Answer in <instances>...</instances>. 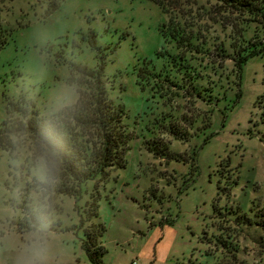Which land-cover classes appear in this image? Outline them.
<instances>
[{
	"label": "rangeland",
	"instance_id": "1",
	"mask_svg": "<svg viewBox=\"0 0 264 264\" xmlns=\"http://www.w3.org/2000/svg\"><path fill=\"white\" fill-rule=\"evenodd\" d=\"M181 1L185 10L179 12L186 17H205L202 12L214 4ZM222 17L218 11V22L202 21L210 25L212 52L194 59L199 72L208 74L200 84L212 87L210 120L196 122L181 141L165 130L159 133L154 113L170 111L174 118L186 110L191 117L206 106L189 96L163 108L158 98L148 102L137 84L143 59L161 46L164 15L157 3L0 0L6 41L0 48V127L8 115L7 99L21 94L41 113L74 103L72 64L95 68L103 60L108 95L123 105L122 122L130 135L123 165L82 181L75 196L40 184L32 161L45 150L27 135L12 134L11 146L0 145V264H12L14 256L4 247L6 234L22 240L28 229L20 225L24 205L50 214L51 264H92L80 244L85 227L98 233L101 225L103 264L133 259L135 264H264V51L248 56L237 73L232 56H219L222 43L227 55L232 48ZM88 28L99 49L90 46ZM159 136L180 158L147 149L146 141ZM13 137L22 139L14 143ZM40 190L46 199L37 203L34 194Z\"/></svg>",
	"mask_w": 264,
	"mask_h": 264
},
{
	"label": "trees",
	"instance_id": "2",
	"mask_svg": "<svg viewBox=\"0 0 264 264\" xmlns=\"http://www.w3.org/2000/svg\"><path fill=\"white\" fill-rule=\"evenodd\" d=\"M152 1L159 5L164 15L158 28L161 46L155 50L154 57L143 59L137 74V84L148 93V102L153 103L158 98L163 108L171 107L178 99L184 102L189 96L197 97L206 106L191 117H187L186 110L174 118L170 111L162 110L158 115L154 113L153 123H157L159 133L165 130L173 138L185 141L192 134L195 123L201 121L202 125L207 124L212 112V87L200 84L208 74L199 72L196 67L199 63L194 60L197 58L195 54L207 58L212 52L208 35L210 25L206 26L202 21L211 19L212 22H218V11L223 13L224 24L232 33V48L227 55L222 43L218 48L219 56H232L238 73L248 56L264 51V0H214L212 9L206 8L202 12L206 13L205 17H186L187 13L179 12L185 10L181 0ZM248 30H251L250 36ZM2 32L0 30V48L6 42ZM85 35L90 46L99 49L91 28ZM103 63L101 60L95 68L72 64L70 81L77 85L78 98L55 112L41 113L24 94L17 100L7 99L8 115L0 127V145L11 146L12 134H25L43 150L55 151L57 169L54 179L58 181L54 185L41 182L45 189L75 196L82 181L93 178L107 168L123 165L130 135L126 133L122 122L125 114L123 105L114 103L108 95ZM210 63H215V60ZM206 65L201 66L202 70L207 68ZM212 69H215L214 66ZM178 103L175 102L173 106ZM190 128L192 131H189ZM146 144L147 149L155 155L166 158H178L181 155L171 152L168 141L163 142L160 136L150 138ZM22 212L24 218L20 225L25 228H29L37 216L50 217L47 210H32L29 205L22 206ZM103 231V225L98 233L84 228L80 246L92 264H103L102 257L106 250L99 240Z\"/></svg>",
	"mask_w": 264,
	"mask_h": 264
},
{
	"label": "clouds",
	"instance_id": "3",
	"mask_svg": "<svg viewBox=\"0 0 264 264\" xmlns=\"http://www.w3.org/2000/svg\"><path fill=\"white\" fill-rule=\"evenodd\" d=\"M22 137H13V142ZM33 174L40 182H51L57 169V159L55 151H44L34 156ZM37 203L41 199H46L42 196V190L34 194ZM42 206V205H41ZM48 224L46 218L37 216L30 224L29 228L23 233L22 240L18 239L14 233L6 234L4 238V247L14 253L12 264H51L54 256L52 250Z\"/></svg>",
	"mask_w": 264,
	"mask_h": 264
},
{
	"label": "built area",
	"instance_id": "4",
	"mask_svg": "<svg viewBox=\"0 0 264 264\" xmlns=\"http://www.w3.org/2000/svg\"><path fill=\"white\" fill-rule=\"evenodd\" d=\"M136 263V260L135 259H133L132 260V263H130V264H135Z\"/></svg>",
	"mask_w": 264,
	"mask_h": 264
}]
</instances>
